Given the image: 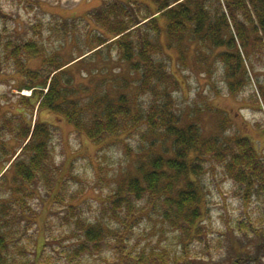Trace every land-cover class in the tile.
I'll return each instance as SVG.
<instances>
[{
  "label": "rangeland",
  "instance_id": "374dc122",
  "mask_svg": "<svg viewBox=\"0 0 264 264\" xmlns=\"http://www.w3.org/2000/svg\"><path fill=\"white\" fill-rule=\"evenodd\" d=\"M116 1L0 0V113H23L24 108L16 103L17 94L31 93L27 87L15 88L17 72L5 47L33 41L41 53L24 59L28 68H40L50 56L58 64L80 59L67 66V74H63L71 80L69 87L74 89L75 99L95 105L126 93L133 116L140 118L148 97L137 91L140 72L132 70L131 62L121 57L114 42L89 51L97 43L95 36L108 38L110 34L88 13ZM159 40L163 51L154 57L177 80V86H170L169 91L180 124L196 123L204 137L219 135L229 140L246 136L264 159V53L260 51L261 56L252 63L246 59L248 80L231 92L224 66L214 53L201 48L197 54L196 45L187 37L179 47H169L163 35ZM25 110L29 117L32 113ZM35 117L55 124L49 141L57 181L51 190L43 180L34 183L31 196L25 198L26 206L13 204L5 220L0 221L10 235L12 264H131V260L121 262L117 258L112 246L115 236L124 239V253L161 248L171 254L181 252L180 239L184 236L164 224L157 210L147 207L129 221L125 231L121 218L125 208L116 210L120 214L117 219L107 201L119 184L137 173L136 163L146 154L153 151L170 156L171 137L148 132L138 123L93 142L49 112H33L31 119ZM9 142L19 150L13 139ZM2 169L0 162V172ZM203 172L200 179L206 217L201 232L188 239L190 255L199 264H264V239L251 227L238 229L235 225L240 218L261 219L255 226L264 232L261 177L254 176L257 182L247 189L245 200V185L238 187L221 164L206 162ZM1 194L8 195L5 191ZM136 205H146V200H137ZM78 218L105 223L108 243L98 251H72L82 233Z\"/></svg>",
  "mask_w": 264,
  "mask_h": 264
},
{
  "label": "trees",
  "instance_id": "16d2710c",
  "mask_svg": "<svg viewBox=\"0 0 264 264\" xmlns=\"http://www.w3.org/2000/svg\"><path fill=\"white\" fill-rule=\"evenodd\" d=\"M88 15L110 34L108 38L95 36L97 43L89 51L95 49L93 52H96L112 42L117 45L121 57L131 62L132 70L140 72L137 91L148 96L145 109L143 113L138 112L140 118L133 116L126 93L95 105L79 102L72 96L71 80L65 79L63 74H67V66L80 59L58 64L55 57L50 56L40 68L32 69L25 65L24 59L41 53L38 43L7 45L5 51H9L17 72L15 88L27 87L31 93L17 94L16 103L24 108L23 113H0V162L3 163L0 221L5 220L13 204L26 206L25 198L31 196L34 183L43 180L51 190L57 181L49 141L55 124L37 117L32 120L33 112H49L93 142L141 123L148 132L158 131L171 137V155L153 151L146 154L136 163L137 173L119 184L107 201L117 219L120 214L116 210L125 208L121 217L125 231L129 221L147 207L157 210L164 224L184 236L179 238L181 252L171 254L161 248L134 255L124 253L125 241L117 236L112 246L121 262L199 264L190 255L187 242L201 232V222L206 217L200 179L205 163L221 164L238 187L245 185L242 198L246 200L247 189L257 182L254 176L261 177L260 184L264 188V159L246 136H232L229 140L219 135L204 137L196 123L181 125L169 91L170 86H177V80L154 56L163 51L159 36L167 39L169 47H179L187 37L196 45L197 54L201 48L214 53L224 66L229 91H237L248 80L246 59L252 63V59L257 60L264 53V0H119ZM25 109L32 113L29 117ZM10 139L14 140V145H20L19 150H15ZM4 191L7 196L1 194ZM142 199L146 200V205L138 207L136 201ZM241 219L235 223L238 229L251 227L264 239V232L255 226L261 219ZM76 221L82 233L71 247L72 251H98L108 243L105 223L86 222L82 218ZM10 243L7 229L0 226V264H12L8 253Z\"/></svg>",
  "mask_w": 264,
  "mask_h": 264
}]
</instances>
